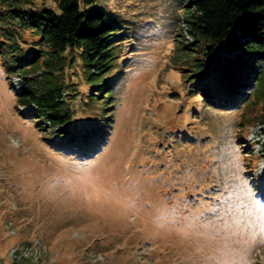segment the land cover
<instances>
[{
	"label": "rangeland",
	"instance_id": "1",
	"mask_svg": "<svg viewBox=\"0 0 264 264\" xmlns=\"http://www.w3.org/2000/svg\"><path fill=\"white\" fill-rule=\"evenodd\" d=\"M189 1L88 6L110 59L75 76L80 148L16 104L0 56V264H264V99L218 107L195 90L213 80L192 76Z\"/></svg>",
	"mask_w": 264,
	"mask_h": 264
},
{
	"label": "trees",
	"instance_id": "2",
	"mask_svg": "<svg viewBox=\"0 0 264 264\" xmlns=\"http://www.w3.org/2000/svg\"><path fill=\"white\" fill-rule=\"evenodd\" d=\"M53 1L59 12L35 0H0L1 63L7 78L20 79L13 93L17 105L32 106L25 114L80 148L91 136L84 134L87 127H71L75 98H82L81 77L75 76L80 71L91 81L107 68L110 26L103 10L88 8L94 0ZM187 8L183 19L191 40L183 45L195 53L192 76L213 80L195 90L218 107H239L257 87L255 98L264 99V0H190ZM261 103L254 120L264 123ZM262 131L264 159V126Z\"/></svg>",
	"mask_w": 264,
	"mask_h": 264
},
{
	"label": "snow or ice",
	"instance_id": "3",
	"mask_svg": "<svg viewBox=\"0 0 264 264\" xmlns=\"http://www.w3.org/2000/svg\"><path fill=\"white\" fill-rule=\"evenodd\" d=\"M262 211H264V208H262Z\"/></svg>",
	"mask_w": 264,
	"mask_h": 264
}]
</instances>
